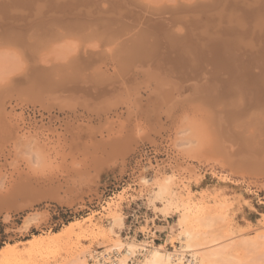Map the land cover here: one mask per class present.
Segmentation results:
<instances>
[{
	"label": "rangeland",
	"instance_id": "374dc122",
	"mask_svg": "<svg viewBox=\"0 0 264 264\" xmlns=\"http://www.w3.org/2000/svg\"><path fill=\"white\" fill-rule=\"evenodd\" d=\"M109 1V3H111L112 5L109 4L107 0H87L86 2L85 0H77L75 2L73 0H0V53H5L8 57H10L9 55H11L12 57H16V59L19 58L21 61L17 60V63L15 62L14 64L18 65V63L21 62L23 63L21 67H25L19 70L18 68L20 67L18 66L20 65H15V68L18 69L17 71H15V68L13 67L14 64L11 65L14 60L9 58L11 60H9L10 62H8L6 60L7 58L5 57V61H2V64L0 61L2 67L6 69L9 68V70H5L6 73L11 69H14L13 73H5L6 75L3 73V69L2 73L4 74V76H6L4 77L5 80L4 78H0V199L6 197L5 201H8L11 198V204L6 202V205L3 204L4 206H0V249L5 247L7 244H18L21 247H26L28 245V241L33 239L35 236H47L50 233L59 231L63 232L69 223L75 222L77 220H83L87 217L92 216H94L93 225L98 228L108 230L112 225L113 219L111 218V216H113L114 212H116L124 218L125 226L122 230L119 231V237L112 238V244L110 243L107 246H104L105 244H103V241L95 242L91 240H83L79 242V244H77L78 249L81 251L83 250L84 257H86L85 260L89 264L91 263L88 261V255L93 252H100L102 250L108 251L109 249L117 247L118 245L119 246L117 248L121 246L119 249L129 246L135 247V245L137 244L136 237L138 232L150 231V219L155 217L168 219L170 222L167 238L170 237L171 241L175 242L167 244L166 249L169 251H174L176 249L182 250V245L183 243H185V241H181L178 237L179 230L176 227V223L179 220V215L175 212L176 209L173 206H169L168 203L164 205L157 204L159 207H162L163 210H158L154 205V200L158 191L155 186V182L158 180H163L169 176L171 178L173 177L172 179H175V183L178 182V184H180L181 188L184 190V192H182V195L184 194V196L188 194V191L186 190L188 189L189 191H191L194 199L204 198V200H207H205L204 202H208V204L212 205H218L217 203H219V200L221 204H226L227 220L225 221L226 223H224L223 230H226V228H228L229 231L231 230V237H234V240H230V238L228 240H219V244L222 242V244L224 245L230 244L231 246H235L236 248L239 242H249L252 240L254 241L255 239L256 242L252 244L253 246H248V248L251 247L249 250H247V248L246 250L243 249L242 246H240L243 244L239 243L240 245L235 249L236 251L234 250L236 253L234 251V253L232 252V254L231 252H229L231 254L230 255L227 252L225 255L226 258L215 264H264V133H262L263 137H261L263 138V145H261L260 143H256L259 139L261 140V138L258 137V140L255 143H251L252 140L250 142H245L246 133H249L248 136L250 135L249 137L247 136L246 139H250V137L252 138L254 133H256L252 129L254 127L258 129L260 128L257 124H254V119L259 124V126L264 125L262 120L264 118V94H262L264 93V87H262V89L260 88L264 85V83L263 85H261L260 83L261 80L262 82L264 81V79H262L264 78V64L261 63L263 66L259 64L260 61H263L264 63V60H261L264 59V57L262 56L264 53H262L260 57L257 55H254V57H252L253 55L249 54V56L248 53L242 54V52H240L241 55L244 56L242 57L237 51L240 50V47L238 45H241V42L236 45L238 46L237 49L234 44V42L238 40V34H230L228 35L229 37H220V39L215 38L216 40L212 39L209 43L212 44L214 41L213 44L219 45L222 41L223 43H221L219 46H221L222 53L224 55L228 54L227 57H236L237 55H235V53L237 54L238 52L239 54L237 58H235V63L230 65V71H226V69L229 67L225 66L218 65L219 68H217V65L215 66V64L213 63L210 64V58L203 59L205 57V54L208 57L207 51V53L203 52L202 55H199L200 48H198L197 46V48H195V45L200 43L199 41L204 40L202 38L205 37L202 36L203 33H206L205 30L207 25L203 26L202 24V28H199V26L197 25L198 21L197 23L193 22L192 25L196 23L194 27L197 26L199 28V33L201 31L202 35L197 34L198 28H194L195 35H191L194 34L192 33V27V29L188 27L192 32L188 30L186 32L187 24H189L188 22H183L187 23L184 27L183 23L179 22V25H177L176 21H174L177 17L169 22L168 20L172 19L170 18V16L172 15L168 13L170 12L168 7L172 5L171 0H169L170 2L168 3H166L165 0ZM172 1L174 2V0ZM220 1L222 2V0H219L218 2ZM113 3H116L119 6L115 4V6L112 8ZM107 4L109 10H112L111 12L108 10ZM140 4H142L143 6L148 4L146 5L147 8L149 7V4L153 6H159L160 8L158 10V13L163 14L162 10H160L163 9L164 13L170 15H168L169 19L168 17H165L169 24L166 23L167 21L165 22L163 20H158L161 16L165 15L158 16L157 9L155 7H153V9L155 8V10L153 11L156 12L155 15L157 14L158 19L156 18V16L155 18H153L154 15L152 14L151 15L153 17H151V15L149 16V14L153 12L152 7H149L150 9L148 8V13L146 6L144 8L141 7L142 5ZM105 7L107 8V13L106 11H104L106 9ZM93 9L94 11H92ZM88 10H91V12H87ZM215 10L217 11L218 7L209 9L206 12H216ZM131 12L133 13L131 14ZM119 13L121 14L122 18H120ZM102 14L104 15V17L102 16ZM213 14H210V16L213 17ZM108 15L110 17H108ZM206 15L207 14H203L201 16V19H203L202 22H205L207 18L210 20L214 19V17L210 18ZM145 16L151 19L146 18V20L145 18H143ZM174 16L175 15H173L172 17ZM185 16L179 17L180 20ZM149 20L154 21L153 23L157 22L158 24L156 25L159 26V29H156L158 27L155 25V28V26L151 24L152 21ZM159 21H161L163 24H159ZM173 21L175 25H173ZM140 23H143L147 30L151 29L150 34L148 33L150 31H147L149 36L148 38L155 36L154 38L152 37V39H156V37L158 38L160 36L158 38L160 41L158 42H160V45L164 47L162 48L160 45H158L157 48L156 43L158 42H153V46L151 45L152 42L148 43V47H144V42L146 40L143 42L144 39H140L139 34L138 39L140 40L135 43L137 44V48L140 45L139 48H141V50L139 51H142L141 53L144 56L139 55V51H136L137 48H135L136 50H133L136 53L138 52V55L140 56V58H142L143 63H141L142 61H140V59L138 60L140 62L137 63L138 61H136V59L139 56L134 57L136 56L135 53L133 54V52H130L129 54L131 55L132 53V55L129 56L128 51L126 50V53V51L124 50L126 46H132L131 41H134L136 35L138 34H136L135 31H130L131 33L129 32L130 35H133L134 33L136 34L135 36L133 35V40V38H130V35H126L127 32L125 33V31L127 30H125L124 28H126L127 26L129 28L131 26L132 28H134L136 26L135 28H139L142 31L144 25L142 24V26ZM145 27L144 29H146ZM63 29H73V31H71L72 34L70 33V31L64 33L65 31ZM115 30H118V32H115ZM171 30H173L175 33L181 32L178 33L180 34V37H178V39L180 40L173 36V34L175 33H173V31L171 33ZM62 31L63 34L61 35ZM136 31L139 32L140 30ZM91 32L92 36L93 34H96L95 36L99 37V40H101V42H98L99 40L98 38H96L98 40L97 41L95 39V36L92 37L91 35H89ZM169 33L172 35H170ZM187 33L191 34L187 35ZM59 34L61 37L58 36ZM67 34H70L69 37H67ZM104 34H106V36H104ZM107 34H114V37L116 34L120 35L121 37L123 36L125 39L129 40V43H127L126 40L122 37L125 40L124 42L126 43L122 48V45L120 46V44H123V42L119 44V38L118 40H114V38L111 39L112 35L109 36ZM164 34L167 35V38ZM196 34L201 35L200 37L197 36L198 38H200L199 41L196 38L198 43H196V40L190 42L191 38L196 36ZM55 36H58V39H66L63 41H60V39L59 41L54 42L51 39L53 37L55 40ZM85 36L87 38H90L91 36L93 40L91 38L86 39ZM107 36H109L108 38L111 39H109V44L108 41L104 39L107 38ZM234 36L237 37L235 38ZM117 37L119 36H116V38ZM170 38L174 40V45L171 44L173 48L169 47L170 42H172ZM229 38H231V41L234 38L232 41L233 43H230ZM81 39L84 42L80 41ZM152 39H150V41ZM205 39L208 40V38ZM177 40L182 42H179L181 46H179ZM225 40L227 41V44ZM78 41L83 42L84 44ZM205 41L202 44L203 46L205 44ZM62 42L64 44L67 42L68 44L67 46L66 44H63L64 48H68L69 45L72 47H78L80 46V44H82L80 47H83L84 45V47H87L85 48L87 49V51H94L96 53L99 52V48L101 45L102 47H104L100 48L102 52L100 51L96 56L92 55L90 57L89 55H84L82 62L79 63H82L84 66L81 64L82 67L80 68L79 66V69L77 68L78 70H80L79 72L77 71V73L80 77H84L82 75L85 74L86 78L88 77L87 73H89L91 75H89V79L80 78L77 74L74 73V71L72 70V68L74 67L72 66V61L70 63L72 64L70 66L72 67L71 69H67V67L65 66L67 63H69L68 59V61L64 63L65 65L63 64V62H61V60L63 59H61L60 56V62H56L54 55L55 53L52 52L55 50L57 52V50L59 49L60 52L61 50H64L59 46ZM187 42H190V44L193 43L195 45H190ZM100 43L102 44L99 46ZM135 43L133 47L130 48L136 47ZM107 44L108 46L111 45L114 48L118 47L120 50L119 52L125 53L124 58L127 57L129 59L127 60L130 61L131 69L127 67L128 69L132 70L130 73V70L125 73V70L128 69H125V66L123 65V70V66H120L121 64H118V61L114 64V61L116 60H114L113 56H116V54H118L119 52H117L116 50L113 51V47L108 51ZM57 46H59L60 48ZM159 46L161 52L159 51ZM191 46L192 48H190ZM198 46L201 47V43L200 45L198 44ZM155 48L158 49L157 53L155 51L157 49ZM203 48H201L202 51ZM206 48L207 47H205V50H207ZM226 48H229L230 50H227ZM194 49L196 51H194ZM197 49L199 50L197 51ZM8 50L11 52L8 53ZM12 50L16 51L15 54L18 53L16 54L17 56L13 54L14 51ZM103 50H105L106 52H103ZM149 50L152 53L153 50L155 51L154 55L156 53V56H154V59H152L153 56H151V58L149 57L151 55V52ZM191 50H193L191 53L194 52L196 56H199V59L197 58L196 60L195 56H190L192 55L190 53ZM66 51L72 54V52L69 51V48L66 49ZM229 51H232V54L229 55ZM30 52L32 56L29 55ZM262 52H264V49ZM121 53L119 54L121 55ZM147 53H149L150 55ZM22 54L23 56H21ZM51 54H53L54 56H52ZM106 55H111V59H108L109 57ZM72 56L74 57L73 54ZM141 56H143L145 59ZM1 57L3 58L2 55ZM85 57H87V59ZM257 57L258 59H260L261 57L263 58L258 61ZM36 58L37 60H35ZM115 58L123 60V58L121 59L117 56ZM132 58H134L135 61H133L134 59L132 60ZM253 58H255V61L253 60ZM45 59L49 60H47L48 63ZM28 60L29 63L31 62L30 64L28 63L30 66L26 63ZM159 60H161V63L159 62ZM250 60L252 62H250L249 64L248 61ZM35 61H37V63ZM86 61L89 63H87ZM192 61H194V64H192ZM5 62L7 64H11L5 65ZM135 62L137 65L135 64ZM32 63L33 65H31ZM58 63L59 65H61L62 63L63 66L61 65V68H58ZM123 64L128 66L127 63ZM50 66L53 68H50ZM152 66L154 68L156 67V69L154 70ZM84 67L87 69H82ZM195 67L197 70L195 69ZM54 68H57L58 71H56ZM242 68L244 71L242 70ZM61 69L66 70L70 73L72 70L77 78L73 76L72 73L70 74V76H66L64 71L63 75L61 73ZM94 69H97L96 71L98 73H107L103 76H107L115 82H110L109 78V81H106V78L104 77L105 84L107 85H102L104 84L102 83L104 80L101 76L98 75V73L94 74ZM144 70H147V72ZM150 71L152 73L150 74V76L152 78L156 77V79H152L153 81H151V77H148V72ZM204 72L206 74H203ZM50 73L52 75H50ZM92 73L95 76L98 75V77H101L100 79L102 81L99 79L101 81V84L98 83V78L96 82L103 87L93 85L94 79L96 78H94L95 76L92 77ZM117 73H121L122 77L120 75V77L118 78L124 79V81L120 79L119 80L121 82L117 81ZM128 73L129 75H127ZM195 73H199L198 76L201 78L206 75L208 78H210L207 79L210 80L208 82H211L209 84L211 85L210 87L212 89V92L217 90V92L215 91V94H218V100L220 101L222 98L220 103L216 104L215 99L217 98V94L215 95L212 92L209 96H204L205 98H208L205 99V101L201 99L203 95H201L202 97L200 96V98L198 96L194 97L196 95L192 94L191 91L193 90V87L196 83L193 84L192 79L195 80L196 78L198 80L197 76L194 78ZM46 74L48 76H46ZM125 74L126 77H124ZM186 74H189L190 76L192 75L193 78H190L189 75L187 76V78ZM57 75L59 77H57ZM212 75L213 77H211ZM71 76L74 77L73 80ZM91 77L94 79H91ZM82 79L85 81H83ZM184 79H186L187 82ZM187 79H189V82L191 81L190 83L193 85L188 84ZM154 80L156 83H154ZM200 80L203 81L199 78L198 82H200ZM253 80H256V82H254ZM181 81L182 83L186 82L188 85L184 83L182 84ZM244 81L246 84L242 83ZM147 82V86L150 88H147ZM195 82L197 81L195 80ZM203 82L206 83L207 81ZM208 82L207 84H204L207 86ZM251 82L253 83L251 84ZM2 83H4V85H2ZM258 83H260L259 87L257 86ZM164 84H169V86L171 85L172 88L171 86H167L166 89L169 87L170 89H172V92L176 89V93H174L175 98H177L178 96V100L180 99V102L177 103V100L173 98V93H171V95L170 93L168 94V92L166 93V95L168 94L170 97L176 100V102L173 101V104L176 103L174 105L175 108L171 107L173 105L172 103L170 106H168L167 104L169 108L171 107L176 109L177 107L176 110H172L170 108L172 111H174L173 114H171L172 111L167 109L169 112L168 116L171 115V117H168L166 115L168 112L164 113L165 111H167V107L164 108L166 102H164L165 104H163L162 100L164 101L165 98L161 99V95H164L162 93L166 92L164 91V89H162V87H165ZM174 84L176 86H174ZM200 84L202 83L200 82ZM204 84H202L201 86L198 84L199 86L196 85L195 88L202 89L205 86ZM158 85H160L159 87H161V94L157 93V95L155 94L153 97L152 93L158 88ZM184 85L188 87L189 92L187 90H184ZM189 85L191 86L190 88ZM154 86H157V88H154ZM210 87L208 86L207 88L210 89ZM234 87L236 89L238 88V92ZM169 88L168 90H170ZM203 89L205 90V88ZM136 91L139 93H136ZM184 91L186 94L183 93ZM241 92L247 97L242 96L243 98H241V96H239V94H242ZM134 93L137 97L134 95ZM130 94L132 95V97ZM137 94H140V96L138 97ZM188 94H190V96ZM260 94L261 96H259ZM185 97H192V100L190 101L189 99H182ZM193 97L196 98V101H194ZM135 98H139L136 103H134L136 101ZM128 99L129 101L128 103H126ZM181 99L184 101V103ZM166 101L170 104L169 101H172V99ZM224 102L227 105H230V108L226 104L224 105ZM133 103L135 104V106H133ZM138 103L140 107L136 106V104ZM262 103L263 105H261ZM111 104L114 109H112V107H109L111 106ZM219 104H221V106H218L217 108V105ZM68 105H70L71 107ZM156 105L158 106V108ZM161 106L163 108H161ZM223 106H226L227 110L226 107L223 108ZM240 106H242V108ZM98 107L101 108L99 110L102 112L97 110ZM149 107L150 109L156 107V117L153 114L155 109L151 110L153 116H149L151 113H148ZM221 107L223 108V112L224 109L225 111H227V114L230 110L235 111H232L233 114L231 112L228 115L226 114L227 116H231L228 117L230 119L226 118L227 116L225 115V112L223 113L220 111L222 109ZM238 107L239 110L237 109ZM108 108L112 109H110L111 112ZM138 108L142 110H138ZM160 108L162 109V111ZM158 110L160 111V115L158 114ZM214 110L215 113L213 114ZM128 111L131 116L128 114ZM260 111L263 112L262 115L260 114ZM257 112H260L259 115H257ZM218 114L221 115L220 119ZM253 114L257 119L252 117L254 116ZM157 116H159V118ZM215 117L216 120L223 119L222 121H225V123L229 124L228 126L231 127L227 128L226 126H223L224 123L220 121L222 123L220 124L223 127L219 128V126L221 125H219V123L217 122H214L216 121L214 120ZM258 119L259 121L261 120V123L257 121ZM194 121L198 124L197 127L199 129L201 128L202 132L198 128V134L196 133V131H190V129L195 128V126L192 127L193 125H191ZM158 122L160 124L159 126ZM187 123L192 128L187 126ZM196 123L194 125H196ZM239 126H242L241 128L243 129H241ZM224 127H226V129H224ZM222 128L225 131L221 132V130H219ZM263 128L261 127V129ZM228 129H230V134L228 132L226 133ZM245 129H247L248 132ZM263 131L264 129L261 132ZM234 132L235 136H233ZM239 132L242 133V135H245L243 137L245 143H242L240 145L238 144V141L237 143H235L236 141L234 142V140H231L235 137V139L239 138L240 141L242 137H240V135H236V133L240 134ZM126 135L130 137H127ZM254 136L252 139H254L257 134L255 137ZM229 138L231 139L229 140ZM123 140L126 141L124 142ZM128 142H130L132 145L130 146ZM123 143L129 144V148H127L128 150L123 148L125 146ZM222 143L225 147H228V149L231 151V155L220 148L223 147L221 146ZM257 144L259 146H257ZM218 145H220V147H218L219 149L216 148ZM146 146L156 148L158 154L160 155L156 160V168L152 165H150L149 169L143 167L134 168L132 162L134 154L139 148ZM199 146L201 147L198 149L197 147ZM201 149H205L204 153ZM197 150H200L201 153ZM218 153L229 156L221 157V155H219ZM230 156L232 159L230 158ZM228 158H230V160H227ZM228 162L233 165H230ZM251 167L253 168L251 169ZM53 190L57 191L54 192ZM204 193L208 195V198H205L207 196H204ZM8 196L9 199H7ZM215 197L218 198V202H214ZM109 202H115V207H113L112 211L110 209H107V205ZM136 204L139 205L141 211L144 212L145 221L139 223V228L136 230L134 237L125 238L126 231L128 230L129 226V220H127L129 209L131 205ZM24 221H26V223ZM203 223L201 224V227L204 226L206 222ZM201 227L198 228V230L200 231V233H203L202 235L204 236V239L205 237H207V233L209 236L213 232V230L208 226H204L202 228ZM233 241H235L237 245L235 242L234 245ZM253 241L251 243H253ZM215 243L217 244L218 241ZM215 243H213V245ZM188 254L192 253L189 252ZM147 256L145 260L147 259ZM1 258L0 264H4L1 263V261L4 260L3 258ZM47 259L49 260L50 264H66L69 261V259L65 254H63L59 247L48 254ZM145 260L142 263H145ZM24 261L25 260H23L22 263H24ZM24 264L27 263L25 262Z\"/></svg>",
	"mask_w": 264,
	"mask_h": 264
},
{
	"label": "bare ground",
	"instance_id": "6f19581e",
	"mask_svg": "<svg viewBox=\"0 0 264 264\" xmlns=\"http://www.w3.org/2000/svg\"><path fill=\"white\" fill-rule=\"evenodd\" d=\"M74 2L75 1H77V0H73ZM87 0H85V2H86ZM92 1V0H91ZM108 1V3L110 2L109 0H107ZM139 1H142V0H139ZM164 1V0H163ZM219 0H174V2L171 0V6H169L168 8H169V10H170V12H168V13H170V15H175L174 17H172V16H170L169 14V16H170V18H172V19H169V17H168V15L166 14V13H164L163 11V9H160V10H162V13L163 14H161V13H158V10H159V6H153V5H151V4H149V7H152V11L153 10H155V8L157 9V13H158V16L159 15H165V16H161L159 19L157 18L158 16H157V14L155 15V13L156 12H154V14H153V12H151L150 14H149V16L152 14V15H154V17L151 15V17H153V18H155V16H156V18L158 19V20H163V21H167V19L165 18V17H168V21L169 22H171L172 20H174L176 17V19L174 20V21H176V23H177V25H179L178 23L180 22V23H183V22H188L189 24H187V23H183L182 25H183V27L184 26H186V24H187V29H186V32H187V30L188 31H191V30H189V28H193V32L192 33H194V34H191V33H187V35H189V34H191V35H195V29L196 28H198L197 26L196 27H194V25H196V23H197V21H198V23H197V25L199 26V28H202L201 27V25L203 24V26H206V30H205V32L206 33H203V36L202 37H205V38H208V40H206L205 38H202V39H204V40H201V41H199L200 40V38H198V37H200L202 34V32L200 31V33H199V28L197 29V34H201V35H197L196 34V36H194L193 38H195V39H193V38H191V36H190V38H191V40H190V42L192 41L193 42V40H196V38H197V40L201 43V47H199L198 46V44L200 45V43H198L197 42V40H196V43H198L197 45H195V44H193V46L195 45V48H200V53H199V55H202L203 54V52L205 53L206 51L208 52V57H207V55L205 54V57L203 58V59H205V58H210L211 60V62H210V64L211 63H213V64H215V66L217 65H220V66H225V67H229V68H227L226 69V71L227 70H229L230 71V65H232L233 63H235V58H237V56L240 54L241 55V53L240 52H242V54H246V53H248V55L250 54V55H253L252 57H254V55L256 56H259L260 57V55H262V53H264V52H262L263 51V49H264V2H263V0H235V1H233V0H222V2L220 3V2H218ZM33 2V1H32ZM165 2L166 3H168V2H170L169 0L167 1V0H165ZM175 3V4H174ZM55 4V3H54ZM59 4V3H58ZM78 4V3H77ZM87 4H88V2H87ZM96 4V3H95ZM98 4V3H97ZM109 4H111V3H109ZM115 4L116 3H113V6H112V8L115 6ZM112 5V4H111ZM116 5H118V4H116ZM140 5H142V4H140ZM146 5H148V4H146ZM145 5V6H146ZM69 6V5H68ZM67 6V7H68ZM96 6V5H95ZM119 6V5H118ZM145 6H141V7H144L145 8ZM59 7V6H58ZM107 7H108V4H107ZM127 7V6H126ZM148 7V8H149ZM153 7H155L154 9H153ZM158 7V8H157ZM218 7V10L216 11V12H211V13H207L206 11L207 10H209V9H214V8H217ZM75 8V7H74ZM106 8V7H105ZM148 8H147V6H146V9H147V11H148V13H149V10H148ZM133 9V8H132ZM150 9V8H149ZM69 10V9H68ZM79 10V9H78ZM108 10H109V7H108ZM126 10V9H125ZM135 10V9H134ZM92 11H94V9L92 10ZM97 11H98V9H97ZM104 11H106V13H107V8L104 10ZM110 11V10H109ZM108 11V12H109ZM112 11V10H111ZM110 11V12H111ZM122 11V10H121ZM130 11H132V10H130ZM142 11V10H141ZM145 11V10H144ZM151 11V10H150ZM212 11H214V10H212ZM72 12V11H71ZM83 12V11H82ZM87 12H91V10L89 11H87ZM118 12V11H117ZM124 12H127V11H124ZM160 12V11H159ZM206 12V13H205ZM218 12V13H217ZM98 13H99V11H98ZM133 12H131V14H132ZM213 13H216V14H213ZM101 14V13H100ZM128 14H130V13H128ZM142 14V13H141ZM144 14H146V13H144ZM203 14H207L206 16H208V17H212V16H210V14H213V17H214V19H212V20H210V19H208L207 18V20L205 21V22H202L203 21V19H201L202 17V15ZM138 15H140V14H138ZM143 15V14H142ZM146 15H148V14H146ZM167 15V16H166ZM185 16L184 18H181V20H180V18L179 17H181V16ZM70 16V15H69ZM102 16L104 17V15L102 14ZM112 16V15H111ZM119 16H120V18H122V16H121V14L119 13ZM118 16V17H119ZM128 16V15H127ZM108 17H110L109 15H108ZM116 17V16H115ZM163 17V18H162ZM187 17V18H186ZM212 17V18H213ZM215 17H217V18H215ZM143 18H147V16H145V17H143ZM149 18V17H148ZM147 18V19H148ZM152 18V19H153ZM206 18V17H205ZM146 19V20H147ZM149 19H151V18H149ZM178 19H179V21H178ZM186 19V20H185ZM130 20V19H129ZM136 20V19H135ZM154 20V19H153ZM156 20V19H155ZM157 20V21H158ZM183 20V21H182ZM185 20V21H184ZM134 21V20H133ZM149 21H152V20H149ZM168 21L166 22V23H168ZM174 21L172 22L173 23V25H175L174 24ZM130 22V21H129ZM154 21H152L151 22V24L152 25H156V24H158L157 22L156 23H153ZM193 22H196V23H194V25H192V23ZM200 22H202V23H200ZM208 22V23H207ZM160 23H162L161 21H159V24ZM171 23V24H172ZM205 23V24H204ZM141 25L143 24V23H140ZM163 24V23H162ZM169 24V23H168ZM167 24V25H168ZM200 24V25H199ZM141 25H140V27H141ZM144 25V24H143ZM142 25V26H143ZM192 25V26H191ZM116 26V25H115ZM156 26L158 27V28H156ZM155 26V28L156 29H159V26L158 25H156ZM120 27H121V25H120ZM136 27V26H135ZM132 28V26L129 28L128 26L126 27V28H124L125 30H127V31H125V30H123V31H125V33H126V35H130L129 34V32L130 31H132V32H134L135 31V33L137 34H133L134 36L136 35V37H135V40H134V36L133 35H130V38H133V40L134 41H131V44H132V46L130 45V47H133V45H134V43L135 42H138L141 38H142V40H143V42L146 40L147 41V39H148V41L146 42H144L145 44H144V47H148V43H151L152 42V46H153V42H158V41H160L158 38L160 37H156V39H152V37H150V38H148L149 36H148V33L150 34L151 33V29H148L150 32H148L147 33V28L145 27V25H144V27L146 28V29H144V27H143V29H142V31H141V29H137V28ZM189 27V28H188ZM191 28V29H192ZM195 28V29H194ZM134 29V30H133ZM140 30L139 32H137L136 30ZM167 29V28H166ZM203 29H205V28H203ZM64 30V29H63ZM170 30V29H169ZM202 30V29H201ZM65 32L64 33H66L67 31L69 32L70 31V33H71V31H73V29L71 30V29H67V30H64ZM75 31V30H74ZM81 31V30H80ZM85 31V30H84ZM83 31V32H84ZM158 31V30H157ZM172 31L173 30H171V33H172ZM82 32V31H81ZM93 32V31H92ZM92 32L89 34V35H91L92 36ZM115 32H118V30H115ZM144 34H143V33ZM153 32V31H152ZM170 32V31H169ZM114 33V32H113ZM123 33V32H122ZM121 33V34H122ZM131 33V32H130ZM147 33V34H146ZM163 33V32H162ZM167 33V32H166ZM165 33V34H166ZM173 33H175L174 31H173ZM178 33H181V32H177V33H175V34H173V36L174 37H176L177 39H178V37H180V34H178ZM63 34V31H62V33H61V35ZM72 34V33H71ZM99 34H100V32H99ZM115 34V33H114ZM114 34L111 36V35H109V34H107V35H109V36H111V39L112 38H114V40H118V38L121 40H118V43L120 44L121 42H123V44L121 43L120 44V46L123 48L124 46H125V40H126V42L127 43H129V40H127V39H125L123 36V38L125 39H123L120 35H115V37H114ZM120 34V33H119ZM124 34V33H123ZM140 34V39H138V35ZM164 34V35H165ZM170 34V33H169ZM176 34H177V36H176ZM205 34H207V35H205ZM230 34H232V35H236V34H238L236 37L238 38V43H237V41H235L234 42V44H235V46L236 45H238L240 42V44L241 45H238L239 47H240V50H237L238 52H239V54H238V52H237V54L235 53V55H237L236 57L234 56V57H231V56H228L227 57V55H226V57H225V55L222 53V48H221V46H219L221 43H223L221 40V43L219 44V45H217V44H213L214 43V41H213V43L212 44H210L209 42L212 40V39H214V40H216L215 38H217V39H220V37H226V36H228V35H230ZM69 35L70 34H67V37H69ZM88 35V36H89ZM96 34H93V36L92 37H94ZM102 35H103V33H102ZM170 35H172V34H170ZM231 35V36H232ZM58 36H60V34L58 35ZM58 36H55V40H54V38L52 37V39L51 40H53L54 42H56V41H59L61 38V36L59 37L60 39H58ZM91 36H90V38H91ZM101 36V35H100ZM104 36H106V34H104ZM103 36V37H104ZM109 36H107V38H104V39H106L107 41H108V44H109V39L110 38H108ZM116 36H119V37H117L116 38ZM132 36V37H131ZM142 36V37H141ZM166 36V38H167V35H165ZM164 36V37H165ZM198 36V37H197ZM86 37V36H85ZM147 37V38H146ZM155 37V36H154ZM153 37V38H154ZM219 37V38H218ZM229 37V36H228ZM235 37V36H234ZM235 37V38H236ZM79 38H81V37H79ZM79 38H75V39H79ZM89 38V37H88ZM87 37H86V39H88ZM89 38V39H90ZM96 38H98V40L100 39L99 37H97V36H95V39ZM128 38V37H127ZM66 39V38H65ZM65 39H61L60 41H63V40H65ZM82 39H83V37H82ZM80 40V41H83V40ZM92 39V38H91ZM110 39V40H111ZM150 39H152L151 41H150ZM162 39V38H161ZM230 39V43L233 41V39H232V41H231V38H229ZM228 39V40H229ZM249 39V40H248ZM93 40V39H92ZM97 40V39H96ZM97 40V41H98ZM114 40H112V41H114ZM142 40H141V43H142ZM170 40H172V42H170V46L169 47H171V48H173L172 47V45L171 44H173L174 45V40L173 39H171L170 38ZM178 40H180V39H178ZM177 40V41H178ZM207 41V44H206V41ZM222 40H224V39H222ZM239 40H241V41H239ZM248 40V41H247ZM80 41H78V42H80ZM96 41V42H97ZM120 41V42H119ZM187 41H189V40H187ZM204 41H205V44H204V46L202 45L203 43H204ZM226 41V40H225ZM70 42V41H69ZM84 42V41H83ZM83 42H80V43H83ZM98 42H101V40H99ZM132 42H134V43H132ZM179 42L180 41H178V44H179ZM190 42H187V43H189L190 44ZM219 42V41H218ZM79 43V44H80ZM115 43V42H114ZM116 43H117V41H116ZM180 43H182V42H180ZM186 43V44H187ZM216 43V42H215ZM225 43V42H224ZM233 43V42H232ZM64 43L62 42L59 46L61 47V48H63L64 50H61V52L59 51V50H57V52H56V50L55 51H51L52 53H55L54 55H55V60H56V62H60L59 61V59H60V57H61V59H63V60H61V62H63V64L64 63H66L68 60H69V63H67L65 66L67 67V69L68 68H72V67H70L72 64V66H74L73 68H72V70L74 71V73L75 74H77L78 76H79V74L77 73V71L79 72L80 70H78L79 68V66H80V68L82 67V65L81 64H79L80 62H82V59H83V57H84V55H89L90 57L92 56V55H94V56H96V55H98L99 54V52L101 51V49L100 48H104V47H102V43H100L99 44V46H100V48H99V52L98 53H96V52H94V51H87V49H85V48H87L86 46L84 47V45H83V47H80L82 44H80V46H78V47H72V46H70L69 45V51H71L72 52V54L74 55V57L72 56V54L71 53H69V52H67L66 51V49H68L67 47H65L64 48V45L66 44V46L68 45L67 44V42L63 45ZM74 44V43H73ZM84 44V43H83ZM108 44H107V49H108V51H109V49L110 48H112L113 46H111V45H109L108 46ZM157 44V48H158V45H160L161 43L160 42H158V43H156ZM163 44V43H162ZM192 44H190V45H192ZM226 44H227V41H226ZM228 44H229V41H228ZM77 45V44H76ZM85 45H86V43H85ZM104 45V44H103ZM137 44L135 43V46H136ZM147 45V46H146ZM165 45V44H164ZM185 45V44H184ZM183 45V46H184ZM206 45V46H205ZM59 46H57V47H59ZM63 46V47H62ZM150 46V45H149ZM161 46V45H160ZM160 46H159V51H160ZM179 46H181L180 44H179ZM187 46V45H186ZM197 46V47H196ZM204 48H203V47ZM225 46V45H224ZM233 46V45H232ZM234 46V47H235ZM238 46H236V49H237V47ZM59 47V48H60ZM129 47V46H128ZM127 46L124 48V50L126 51H128V55L129 56H131L132 55V53H131V55L129 54L130 52H133V54L135 53V55L136 56H134V57H138L139 55H143L139 50H141V48H139L140 47V45L138 46V48H137V46L136 47H134V48H128ZM162 48H164L163 46H161ZM166 47V46H165ZM175 47V46H174ZM205 47H207L206 49L207 50H205ZM223 47V46H222ZM227 47H229V46H227ZM71 48H74V49H71ZM116 48V47H115ZM114 47H113V51H117V52H119L120 50H119V48L117 47L116 49H115ZM135 48H137V50L135 49ZM157 48H155V49H157ZM168 48V47H167ZM181 48V47H180ZM190 48H192V46L190 47ZM194 48V47H193ZM201 48H203V51H202V49ZM224 48V47H223ZM118 49V50H117ZM136 50V51H139V55H138V52L136 53L134 50ZM152 49H153V47H152ZM227 49V48H226ZM225 49V50H226ZM229 49V48H228ZM227 49V50H228ZM232 49V48H231ZM130 50V51H129ZM133 50V51H132ZM168 50V49H167ZM199 49H197V51H198ZM226 50V51H227ZM230 50V49H229ZM12 51H14V50H12ZM65 51H66V53H65ZM97 51V50H96ZM111 51V50H110ZM127 51H126V53H127ZM147 51V50H146ZM150 51V50H149ZM148 51V52H149ZM156 51V53L158 52V49L157 50H155ZM154 50H153V53L151 52V55L149 54V53H147V54H149L150 56V58H151V56H153V58L152 59H154V56H156V53H155V55H154V52H155ZM193 50H191L190 51V53L192 52ZM194 51H196L195 49H194ZM201 51H202V53H201ZM224 51V50H223ZM11 51H9L8 50V53H10ZM15 52L16 51H14V53L13 54H15ZM102 52V51H101ZM103 52H106L105 50H103ZM161 52V51H160ZM206 52V53H207ZM232 51H229L228 53H229V55L230 54H232L231 53ZM119 53H121V52H119ZM116 54V56L117 57H119V58H123V60H120V59H117V58H115L116 56L114 55L113 57H114V60H116V61H114V64H115V62L117 63V61H118V64L120 63L121 65L120 66H125V69L127 68V67H129L130 69H131V66H130V61H128L129 59L127 58V57H125L126 58V60H125V58H124V54L125 53H121V55L120 54ZM227 53V52H226ZM12 54V53H11ZM16 54H18V53H16ZM15 54V55H16ZM34 54V53H33ZM57 54H60V55H57ZM61 54H64V55H61ZM70 54H71V56H70ZM107 54V53H106ZM153 54V55H152ZM184 54V53H183ZM192 55H190V56H195L196 58V60H197V58L199 59V56L197 57L196 55H195V53L193 52V53H191ZM194 54V55H193ZM210 54V55H209ZM234 54V53H233ZM1 55L3 56V58L1 57ZM19 55H20V53H19ZM29 55H31V52L29 53ZM52 56H54L53 54H51ZM120 55V56H119ZM123 55V56H122ZM158 55V54H157ZM177 55V54H176ZM249 55V56H250ZM10 57H8L5 53H0V61H1V64H2V61H5L4 60V58L6 57L7 59V61L8 62H10L9 60H14V62H12V64L11 65H13L17 60H19V61H21L19 58L18 59H16V57H12L11 55H9ZM17 56V55H16ZM21 56H23V54L21 55ZM32 56V55H31ZM30 56V57H31ZM60 56V57H59ZM65 56V57H64ZM67 56V57H66ZM106 56H108L109 58L108 59H111V55H106ZM111 56V57H110ZM126 56V55H125ZM144 56V55H143ZM143 56H141V57H143ZM242 56V55H241ZM248 56V57H249ZM263 57H264V54L262 55ZM62 57H64V58H62ZM105 57V56H104ZM192 57H191V59H192ZM240 57V56H239ZM238 57V58H239ZM242 57H244V56H242ZM263 57H261V58H263ZM9 58H11V59H9ZM66 58V59H65ZM71 58V59H70ZM86 59H87V57H85ZM144 58V57H143ZM260 58V59H261ZM1 59H3V60H1ZM28 59V58H27ZM32 59V58H31ZM68 59V60H67ZM106 59V58H105ZM128 59V60H127ZM134 58H132V60H133ZM140 59V61H142V58H140V56L136 59V61H138ZM145 59V58H144ZM244 59V58H243ZM257 59H258V57H257ZM260 59H258V61L260 60ZM30 60V59H29ZM29 60L26 62L27 64L29 63ZM35 60H37V58L35 59ZM46 60V62L48 63V59H45ZM48 60V61H47ZM66 60V61H65ZM238 60V59H237ZM247 60V59H246ZM253 60L255 61V58H253ZM261 60H264V59H261ZM6 61V62H7ZM33 61V60H32ZM44 61V60H43ZM71 61H72V64H70L71 63ZM88 61V60H87ZM86 61V62H87ZM108 61V60H107ZM122 63H121V62ZM126 61V62H125ZM133 61H135V59L133 60ZM140 61H138L137 63H139ZM146 61V60H145ZM156 61V60H155ZM161 60H159V62H160ZM191 61V60H190ZM202 61V60H201ZM204 61V60H203ZM239 61V60H238ZM257 61V60H256ZM257 61V62H258ZM5 62V65H10V64H7ZM24 62V61H23ZM36 63H37V61H35ZM111 62V61H110ZM157 62V61H156ZM158 62V63H159ZM194 61H192V64H194L193 63ZM249 62V64H250V62H252L251 60L250 61H248ZM17 63V62H16ZM31 63V62H30ZM29 63V64H30ZM41 63V62H40ZM74 63H76V64H74ZM87 63H89V62H87ZM102 63H104V62H102ZM108 63V62H107ZM123 63H127L128 64V66L127 65H125V64H123ZM141 63H143V61L141 62ZM161 63V62H160ZM198 63V62H197ZM264 64L263 63V61L261 62H259V64ZM0 64V65H1ZM22 64L23 63H21V62H19L18 63V65H20V66H18L17 64H14V68H15V65L16 66H18V67H20V68H18L19 70H21V69H23V68H25V67H21L22 66ZM28 64V65H29ZM63 64L61 63V65L63 66ZM79 64V65H78ZM99 64H101V63H99ZM98 64V65H99ZM135 64H136V62H135ZM177 64V63H176ZM183 64H185V63H183ZM190 64V63H189ZM202 64H203V62H202ZM244 64V63H243ZM247 64V63H246ZM253 64H255V63H253ZM257 64V63H256ZM261 64V65H262ZM31 65H33V63L31 64ZM37 65V64H36ZM45 65V64H44ZM58 65V68H61L60 66L61 65H59V63L57 64ZM88 65V64H87ZM117 65V64H116ZM137 65V64H136ZM162 65V64H161ZM173 65V64H172ZM175 65V64H174ZM241 65V64H240ZM245 65V64H244ZM30 66V65H29ZM40 66V65H39ZM84 66V65H83ZM102 66H104V65H102ZM101 66V67H102ZM115 66V65H114ZM124 66H123V70H124ZM144 66V65H143ZM163 66V65H162ZM161 66V67H162ZM167 66V65H166ZM171 66V65H170ZM169 66V67H170ZM192 66H194V65H192ZM198 66V65H197ZM196 66V67H197ZM212 66V65H211ZM214 66V65H213ZM214 66V67H215ZM236 66V65H235ZM263 66V65H262ZM12 67V68H13ZM32 67H34V66H32ZM89 67V66H88ZM101 67H100V69H101ZM196 67H195V69H196ZM224 67V68H225ZM38 68V67H37ZM36 68V69H37ZM49 68V67H48ZM50 68H53V67H51L50 66ZM49 68V69H50ZM78 68V69H77ZM139 68V67H138ZM152 68L155 70L156 69V67L154 68L153 66H152ZM151 68V69H152ZM209 68V67H208ZM217 68H219V66L217 67ZM252 68V67H251ZM250 68V69H251ZM0 69H1V74H0V76L4 73H6L5 72V70L7 71V70H9V68H4V67H2V65L0 66ZM4 69V70H3ZM11 69V68H10ZM17 68H15V71H17L18 70ZM55 69V68H54ZM82 69H87V68H82ZM89 69H91V68H89ZM105 69V68H104ZM116 69V68H115ZM128 69V68H127ZM130 69H128V70H125L126 72L125 73H127V71H129ZM147 69H148V67H147ZM222 69V68H221ZM220 69V70H221ZM237 69V68H236ZM2 70L4 71L3 73H2ZM33 70H35V69H33ZM56 71H58L57 70V68L55 69ZM62 70V74H63V71L65 72V74H66V76H70V74L72 73L73 74V76H75L76 78H77V76L72 72V70H71V73L70 72H68V71H66V70H63V69H61ZM97 69H94V74H97L98 72L96 71ZM117 70V69H116ZM183 70V69H182ZM197 70V69H196ZM219 70V69H218ZM224 70V69H223ZM242 70H243V68H242ZM13 71H14V69L12 70H10L9 72H12L13 73ZM39 71V70H38ZM50 71V70H49ZM48 71V72H49ZM86 71V70H85ZM95 71H96V73H95ZM99 71V70H98ZM102 71V70H101ZM108 71V70H107ZM118 71V70H117ZM132 70H130L129 71V73L131 72ZM135 71V70H134ZM137 71V70H136ZM144 71H146L147 72V70H144ZM200 71V70H199ZM244 71V70H243ZM253 71V70H252ZM255 71V70H254ZM9 72H7V73H9ZM33 72V71H32ZM51 72V71H50ZM87 72V71H86ZM85 72V73H86ZM90 72V71H89ZM93 72V71H92ZM103 72H105V71H103ZM168 72V71H167ZM179 72H181V71H179ZM257 72V71H256ZM6 73V74H7ZM11 73V74H12ZM67 73H69V74H67ZM81 73V72H80ZM82 73H84V72H82ZM115 73H116V71H115ZM114 73V74H115ZM129 73L127 74V75H129ZM139 73H140V71H139ZM182 73H184V72H182ZM192 73V72H191ZM191 73H189V74H191ZM258 73V72H257ZM4 74L0 77L1 79H3L4 77H6V76H4ZM5 74V75H6ZM10 74V73H9ZM37 74V73H36ZM35 74V75H36ZM43 74V73H42ZM59 74H60V72H59ZM58 74V75H59ZM88 74V79H89V77L91 76L89 73H87ZM86 74V75H87ZM93 73H92V77H94L95 75H94ZM107 74V73H106ZM106 74H102V73H98V75L99 76H101L102 78H103V82L102 83H104V84H102V85H107V84H105V78H106V81H109V79H110V82H115V81H112V79L111 78H109V77H107V76H103V75H106ZM118 74V73H117ZM136 74V73H135ZM148 74H149V76L148 77H151L150 76V74H152L151 73V71L150 72H148ZM188 74V75H189ZM193 74V73H192ZM197 74V75H196ZM198 74L199 73H195V75H194V78L197 76L198 77V80H199V78L200 79H202L203 81H210V80H208V79H210V78H208L207 77V75L206 76H203V78H201V77H199L198 76ZM202 74V73H201ZM203 74H206L205 72L203 73ZM217 74V73H216ZM250 74V73H249ZM261 74V73H260ZM28 75V74H27ZM44 75V74H43ZM50 75H52L51 73H50ZM55 75H56V73H55ZM57 75V77H59ZM64 75V74H63ZM80 75H82V74H80ZM90 75V76H89ZM98 75H96L94 78H96V79H94V78H92L91 77V79H94V82L96 83H94L93 82V85H95V86H100V84H101V77H98ZM120 75H121V73L120 74H118V76L116 75V77L118 78V77H120ZM133 75V74H132ZM137 75V74H136ZM187 74H186V77L188 76ZM227 75V74H226ZM30 76V75H29ZM33 76V75H32ZM46 76H48L47 74H46ZM82 76H84V77H80V78H85V79H87L86 77H85V74L84 75H82ZM111 76H113V75H111ZM147 76V75H146ZM190 76V75H189ZM221 76V75H220ZM246 76V75H245ZM49 77H51V76H49ZM72 77V76H71ZM71 77H68V78H71ZM105 77V78H104ZM121 77H122V75H121ZM124 77H126V74L124 75ZM172 77V76H171ZM183 77H184V74H183ZM210 77V76H209ZM211 77H213V75L211 76ZM217 77V76H216ZM228 77V76H227ZM237 77H239V76H237ZM10 78H12V77H10ZM62 78V77H61ZM97 78H98V80H97ZM109 78V79H108ZM113 78V77H112ZM164 78V77H163ZM188 78V77H187ZM190 78H193L192 77V75L190 76ZM208 78V79H207ZM235 78V77H234ZM245 78V77H244ZM247 78V77H246ZM7 79V78H6ZM14 79V78H13ZM64 79V78H63ZM74 79V77H72V80ZM82 79V80H83ZM101 81H100V80ZM123 80L124 81V79H121V78H118V80L117 81H120V80ZM137 79V78H136ZM144 79V78H143ZM152 79H156V77L154 78H152L151 77V81H153ZM161 79V78H160ZM173 79V78H172ZM183 79V78H182ZM181 79V80H182ZM205 79V80H204ZM223 79H224V77H223ZM256 79V78H255ZM262 79H264V78H262ZM4 80H5V78H4ZM3 80V81H4ZM9 80H11V79H9ZM15 80V79H14ZM96 80L98 81V83H100V84H97V82H96ZM159 80V79H158ZM165 80H167V79H165ZM185 81H186V79H184ZM188 80V84H190V85H193V84H195L194 85V87H193V90L191 91L192 92V94H194V95H196V96H194V97H199L200 98V96L201 95H203V97L201 98V99H203V101H205V99H208V98H205L204 96H209L210 95V93L212 92V89H211V85L209 84V83H211V82H208V85L206 86L205 84H207V82L205 83V82H203V81H201L200 80V82L202 83V84H204L203 86V88H205V90L203 89H199V88H195L196 87V85H202V84H200V82H198V80L195 78V80L198 82V84H197V82H195V80H193L192 79V83L193 84H191L190 82H189V79H187ZM212 80V79H211ZM246 80V79H245ZM258 80V79H257ZM19 81V80H18ZM83 81H85V80H83ZM89 81V80H88ZM93 81V80H92ZM100 81V82H99ZM136 81V80H135ZM145 81V80H144ZM147 81V80H146ZM157 81V80H156ZM220 81V80H219ZM226 81V80H225ZM254 81V80H253ZM1 82V81H0ZM121 82V81H120ZM158 82V81H157ZM163 82V81H162ZM167 82V81H166ZM187 82V81H186ZM184 83V84H187V83ZM214 82V81H213ZM212 82V83H213ZM217 82V81H216ZM229 82V81H228ZM254 82H256V80L254 81ZM258 82V81H257ZM5 83V82H4ZM4 83H2V85H4ZM7 83V82H6ZM18 83V82H17ZM90 83V82H89ZM153 83V82H152ZM151 83V84H152ZM154 83H156L155 82V80H154ZM153 83V84H154ZM177 83V82H176ZM181 83H182V81H181ZM182 83V84H183ZM243 84H246L245 83V81L244 82H242ZM253 82H251V84H252ZM261 85H263V83H264V81L262 82V80H261ZM260 83H258V87H259V85H260ZM16 84V83H15ZM87 84V83H86ZM109 84V83H108ZM146 84V83H145ZM152 84V85H153ZM187 84V85H188ZM248 84V83H247ZM12 85V84H11ZM148 85V82H147V84H146V86ZM155 85V84H154ZM165 85V87H162V89H164V91H166L165 93L163 92L162 94H164V95H161V99H163V98H165V100L163 101L162 100V103L163 104H165L164 102H166V105H164V108L165 107H167L166 108V110L168 109V110H170V111H172V110H176L177 109V107H176V109H174L175 108V102H176V100H177V103L178 102H180L179 100H178V96H177V98H175V94L174 93H176V89H175V91H171L172 89H170L169 87L171 86H169V84L168 85H166V84H164ZM178 85V84H177ZM180 85V84H179ZM189 85V88L191 87ZM198 85V86H199ZM214 85V84H213ZM254 85V84H253ZM0 86H1V84H0ZM89 86V85H88ZM160 85H158V88H157V86H154V88L156 87L157 89L156 90H154L153 91V93H152V95H153V97H154V95L156 94L157 95V93H159V94H161V91H160V89H161V87H159ZM167 86H169L168 88L170 89V90H168V88L166 89V87ZM174 86H176L175 84H174ZM185 86V85H184ZM210 87V89H208L207 87ZM220 86V85H219ZM100 87H103V86H100ZM224 87V86H223ZM236 87H239V86H236ZM262 87H264V85L263 86H261L260 88L262 89ZM147 88H150V87H148L147 86ZM171 88H172V86H171ZM177 88V87H176ZM179 88V87H178ZM185 88H187V89H185ZM185 88H184V90H187L188 91V87H186L185 86ZM235 88V87H234ZM166 89V90H165ZM195 89V90H194ZM208 89V90H207ZM215 89H217V88H215ZM214 89V90H215ZM236 89V88H235ZM238 89V88H237ZM237 89H236V91H237ZM258 89V88H257ZM260 89V90H261ZM168 90V91H167ZM211 90V91H210ZM226 90V89H225ZM240 90V89H239ZM130 91V90H129ZM152 91V90H151ZM216 92H217V90H215ZM215 91L214 92H212V93H214L215 94ZM132 92V91H131ZM168 92V94L170 93V95H171V93H173L174 94V96H173V98H175V99H173L172 97H170L168 94L166 95V93ZM189 92V91H188ZM238 92V91H237ZM259 92V91H258ZM127 93H130V92H127ZM136 93H139V92H137L136 91ZM181 93V92H180ZM183 93H185V91L183 92ZM220 93V92H219ZM242 93V92H241ZM260 93V92H259ZM151 94V93H150ZM182 94V93H181ZM186 94V93H185ZM217 94V93H216ZM215 94V95H216ZM228 94V93H227ZM237 94H239V93H237ZM243 94V93H242ZM239 94V96H241V98H243L242 96H245V97H247L245 94ZM262 94H264V93H262ZM90 95V94H89ZM131 95V94H130ZM134 95L136 96V94L134 93ZM138 95V94H137ZM179 95V94H178ZM189 96H190V94H188ZM85 96V95H84ZM134 96V97H135ZM140 96V94L138 95V97ZM163 96V97H162ZM217 96V98L215 99V101H216V104L217 103H220V101L222 100V98H221V100L219 101L218 100V94L216 95ZM215 96V97H216ZM259 96H261V94L259 95ZM88 97V96H87ZM131 97H132V95H131ZM137 97V96H136ZM152 97V96H151ZM155 97H157V96H155ZM169 97V98H168ZM182 97V96H181ZM181 97H179V98H181ZM193 97V98H194ZM223 97V96H222ZM167 98V99H166ZM192 98V97H191ZM191 98H187V97H185V98H182V99H185V100H187V99H189L190 101L192 100ZM127 99V98H126ZM136 99V101L134 102V103H136L137 102V100L139 99H137V98H135ZM141 99V98H140ZM172 99V101H169V100H171ZM181 99V100H182ZM201 99H199V100H201ZM209 99H211V98H209ZM214 99V98H213ZM166 100H168L169 102H170V104L169 103H167V101ZM198 100V99H197ZM242 100V99H241ZM128 101H129V99L127 100V102L126 103H128ZM173 101H175L174 103L175 104H173ZM194 101H196V98H194ZM219 101V102H218ZM264 101V100H263ZM141 102V101H140ZM139 102V103H140ZM182 102L184 103V101L182 100ZM182 102H181V104H182ZM189 102V101H188ZM193 102V101H192ZM226 102V101H225ZM224 102V105L226 104ZM68 103H70V102H68ZM133 103V104H134ZM139 103L138 104H136V106H139ZM162 103H161V105H162ZM171 103L173 104L171 107H174V108H169L168 106H170L171 105ZM228 103V102H227ZM248 103V102H247ZM259 103V102H258ZM167 104H168V106H167ZM126 105H129V104H126ZM179 105H180V103H179ZM227 105V104H226ZM232 105V104H231ZM248 105V104H247ZM261 105H263V103L261 104ZM68 106H70V105H68ZM71 106H72V104H71ZM70 106V107H71ZM90 106V105H89ZM133 106H135V104L133 105ZM157 106V105H156ZM160 106V105H159ZM218 106H221V104H219V105H217V108H218ZM228 107L230 106V105H227ZM96 107V106H95ZM109 107H112V104H111V106H109ZM128 107V106H127ZM140 107V106H139ZM226 107V106H225ZM224 106H223V108H225ZM241 108H242V106H240ZM245 107V106H244ZM243 107V108H244ZM261 107V106H260ZM130 108V107H129ZM128 108V109H129ZM142 108V107H141ZM156 107H153V109H150V107H149V112L148 113H150V117H152L153 115H152V111L151 110H154ZM157 108H158V106H157ZM161 108H163L162 106H161ZM160 108V109H161ZM222 108V107H221ZM223 108L220 110L221 112H223ZM230 108V107H229ZM99 109H101L100 107H98V109L97 110H99ZM109 109V108H108ZM111 109V108H110ZM110 109H109V111H110ZM112 109H114L113 107H112ZM111 109V110H112ZM147 109H148V107H147ZM238 110H239V107L237 108ZM103 110V109H102ZM136 110V109H135ZM138 110H142V109H139L138 108ZM168 110L167 111H165L164 113H167L168 112ZM184 110V109H183ZM218 110V109H217ZM226 110H227V107H226ZM241 110V109H240ZM243 110V109H242ZM244 110H246V109H244ZM100 111V110H99ZM161 111H162V109H161ZM232 111H234V110H230V111H228V114L231 112L232 113ZM100 112H102V111H100ZM108 112V111H107ZM111 112V111H110ZM139 112V111H138ZM145 112V111H144ZM146 112V113H147ZM157 113V111H156V109H155V111H154V116L156 117V113ZM173 112L174 111H172L171 112V114H173ZM217 112V111H216ZM224 112H225V115L227 114V111H225V109H224ZM223 112V113H224ZM235 112V111H234ZM239 112V111H238ZM255 112V111H254ZM261 112V113H260ZM260 112H257V115H259V113L262 115L263 114V112L262 111H260ZM133 113H135V112H133ZM160 113V111L158 110V114ZM215 113V110H214V112H213V114ZM218 113V112H217ZM128 114L131 116V114L129 113V111H128ZM168 114H169V112L166 114L167 116H168ZM227 114V115H228ZM233 114V113H232ZM152 115V116H151ZM160 115V114H159ZM216 115V114H215ZM219 115V114H218ZM226 115V116H227ZM254 115V114H253ZM260 115V116H261ZM264 115V114H263ZM148 116V115H147ZM220 116L221 115H219V119H220ZM158 118H159V116H157ZM168 117H171V115H169ZM167 117V118H168ZM225 117V116H224ZM228 117H231V116H227L226 118H228ZM252 117H254V118H256V116L254 115V116H252ZM219 119H217L216 120V117H215V119L214 120H216V121H214V122H217V123H219V125H221L222 123H224L223 124V126H226L227 128H229V127H231V126H228L229 124H227V123H225V121L223 122L222 120H219ZM228 119H230V118H228ZM257 119V118H256ZM161 120V119H160ZM263 120V123H264V118L262 119ZM192 121V120H191ZM222 123H221V122ZM231 121V120H230ZM254 121V124H257L258 125V127H260L259 129L258 128H256V127H254L252 130H254V132H256V133H254V135L256 136V134H257V136L255 137L253 134V136L255 137L254 139H252L253 138V136H252V138L250 137V139L248 138V139H246V137L248 136V134L246 133V137H245V142H250L251 140V143H255L258 139H257V137L258 138H261V137H263L264 136V134H263V136H262V133H264V131L263 132H261L264 128V125H262V126H259V124L255 121V119L253 120ZM257 121H259V119L257 120ZM162 122V121H161ZM187 122V121H186ZM226 122H227V120H226ZM196 122L194 121L191 125H193L192 127H194L195 126V128L193 129L192 127H190L189 125H188V123H187V126H189L190 128H192V129H190V131L191 132H193V131H196V133L198 132L199 133V131L197 130V126H198V124L196 123V125H194ZM221 123V124H220ZM229 123V122H228ZM253 123V122H252ZM259 123H261V120L259 121ZM150 125V124H149ZM160 124H159V122H158V126H159ZM230 125H231V123H230ZM240 125V124H239ZM153 126V125H152ZM222 125L221 126H219V128H221V127H223ZM200 127V126H199ZM226 127H224V129H226ZM240 127V126H239ZM238 127V128H239ZM242 127V126H241ZM240 127V128H241ZM261 127L263 128V129H261ZM151 128V127H150ZM160 128H161V126H160ZM235 128V127H234ZM233 128V129H234ZM239 128V129H240ZM196 129V130H195ZM199 129V128H198ZM223 129V128H222ZM222 129H219V130H221V132L222 131H225L224 129L222 130ZM230 129H232V128H230ZM230 129H228L227 131H226V133L228 132H230L229 130ZM241 129H243V128H241ZM199 130H201V128L199 129ZM235 130V129H234ZM233 130V131H234ZM245 130H247V129H245ZM256 130H259V131H256ZM155 131V130H154ZM201 132H202V130H201ZM232 132V131H231ZM237 132V131H236ZM247 132H248V130H247ZM250 132H253V131H250ZM257 132H260V133H257ZM195 133V132H194ZM193 133V134H194ZM197 133V134H198ZM240 133V132H239ZM140 134V133H139ZM196 134V135H197ZM223 134H224V132H223ZM230 134V133H229ZM231 134H233V133H231ZM200 135V134H199ZM226 135H228V134H226ZM236 135H240V137H242V139L239 141V138L237 139H235V137H234V139H231V138H229V140L231 139L232 141L234 140V142L235 143H237V141H238V144L240 145V144H244L245 142H244V139H243V137L245 136L244 134L242 135V133H240V134H238V133H236ZM260 137H259V136ZM127 136V135H126ZM233 136H235V132H234V135ZM250 136V135H249ZM248 136V137H249ZM127 137H130V136H127ZM227 137H229V136H227ZM128 139V138H127ZM243 140V141H242ZM255 140V141H254ZM262 140H263V138H261V140L259 139L256 143H260L261 145H263L262 144ZM124 142L126 141V140H123ZM203 141V140H202ZM264 141V140H263ZM102 142H103V140H102ZM118 142V141H117ZM241 142V143H240ZM129 144H130V146L132 145L130 142H128ZM125 144V143H123L124 145V147L123 148H125V149H127V148H129V144ZM264 143V142H263ZM110 144V143H109ZM135 144V143H134ZM223 144V143H222ZM221 144V146H223V147H220V145H218L216 148H218V147H220V148H222L226 153H228L229 155H231V151L228 149V147L226 146H224V144L222 145ZM237 144V145H238ZM247 144V143H246ZM257 144V146H259ZM113 145H114V143H113ZM122 145V144H121ZM126 145H127V147H126ZM217 145V144H216ZM260 145V146H261ZM111 146V145H110ZM201 146H204V145H201ZM201 146H199V147H197L198 149L201 147ZM206 146V145H205ZM248 146V145H247ZM112 147V146H111ZM111 147H109V148H111ZM106 149H107V147H106ZM122 149V148H121ZM206 149H207V147H206ZM210 149V148H209ZM212 149H213V146H212ZM219 149V148H218ZM128 150V149H127ZM202 150V149H201ZM205 150V149H204ZM204 150H202L203 151V153H204ZM197 151H199L200 153H201V151L200 150H197ZM196 151V152H197ZM214 151H215V149H214ZM126 152V151H125ZM195 154V153H194ZM219 155H221V157H225V156H229V155H222L221 153H218ZM196 155V154H195ZM201 155V154H200ZM203 155V154H202ZM230 158H231V156H230ZM230 158H228L227 160H230ZM232 159V158H231ZM234 162V161H233ZM229 164H230V162H228ZM252 164V163H251ZM230 165H233V164H230ZM258 165V164H257ZM251 166V165H250ZM253 166V165H252ZM253 167H251V169H252ZM261 168V167H260ZM260 168H258V169H260ZM239 169V168H238ZM257 169V170H258ZM249 172V171H248ZM82 173V172H81ZM182 174V173H181ZM81 177V176H80ZM84 177V176H83ZM158 177V176H157ZM164 177V176H163ZM173 178V177H172ZM171 177H166L165 179H163V180H158V181H156L155 182V186H156V188H157V195H156V197H155V200H154V205L156 206V208L158 209V210H163V208L162 207H159L157 204H160V205H164V204H166V203H168L169 204V206H173L176 210H175V212L179 215V220H178V222L176 223V227H177V229L179 230V232H178V237H179V239L182 241V240H184L185 241V243H183V245H182V250H179V249H176V250H174V251H169V250H167L166 249V246H167V244H170V243H174L173 241H171V239H170V237L169 238H167L166 239V242H164L163 243V245H161V246H155L154 247V249H152L151 251H150V254L147 256V259L145 260V263H142V264H210V263H217V262H220L221 260H223L224 258H226L225 257V255H226V253L228 252H231V254H232V252L240 245L239 243H241V242H239L238 243V246L235 248V246H231L230 244L229 245H224V244H222V242L219 244V240H228L229 238H230V240H234V237H231L232 236V232H230L229 230H228V228H226V230H223V228H224V223H226L225 221L227 220L226 218H227V216H226V209H227V207H226V204L224 205V204H221L220 203V200H219V203H217L218 205H212V204H208V202H204L205 200H204V198H202V199H194V197L192 196V193H191V191H189L188 189H186L187 191H188V194H186V196H184V194L182 195V192H184V190L181 188V186H180V184H178V182L177 183H175V179H172ZM159 179V178H158ZM76 180V179H75ZM83 180V179H82ZM19 182V181H18ZM24 182V181H23ZM75 182V181H74ZM181 182V181H180ZM76 183V182H75ZM183 184V183H182ZM33 185V184H32ZM40 185V184H39ZM39 187V186H38ZM34 188V187H33ZM56 188V187H55ZM54 188V189H55ZM59 188V187H58ZM53 189V188H52ZM44 190V189H43ZM61 190V189H60ZM69 190V189H68ZM54 192H56L55 190H53ZM73 191V190H72ZM80 193V192H79ZM206 193V192H205ZM204 193V194H205ZM5 194V193H4ZM36 196V195H35ZM195 196V195H194ZM204 196H207V197H205V198H208V195L207 194H205ZM217 196V195H216ZM10 197H12V196H10ZM72 197V196H71ZM122 197V196H121ZM28 198V197H27ZM5 199H6V197L4 198H2V199H0V206L2 207V205L3 204H5L6 202H8V203H10L11 204V198L9 199V196L7 197V199H9L8 201H5ZM5 201V202H4ZM10 201V202H9ZM13 201V200H12ZM15 201V200H14ZM207 201V200H206ZM4 202V203H3ZM214 202H218V198L217 197H215V199H214ZM225 202V201H224ZM7 203V204H8ZM63 203V202H62ZM211 203V202H210ZM13 204V203H12ZM216 204V203H215ZM6 205V204H5ZM4 206V205H3ZM166 206V205H165ZM24 207V206H23ZM113 207H115V202H109L108 203V205H107V209H110L111 211L113 210ZM100 214V213H99ZM121 214V213H120ZM98 215V214H97ZM35 216V215H34ZM36 217H37V215H36ZM40 218V217H39ZM43 218V217H42ZM111 218L113 219L112 220V225H111V227L108 229V230H105V229H101V228H98V227H96L95 225H93V219H94V216H92V217H87V218H85V219H83V220H77V221H75V222H71V223H69L67 226H66V228H65V230L62 232V231H59V232H54V233H50L49 235H47V236H44V235H39V236H35L33 239H31V240H29L28 241V245L26 246V247H21L20 245H18V244H7L5 247H3V248H1L0 249V258L2 257L4 260H2V261H4V262H2L1 261V263H4V264H20V263H22L23 262V260H25L24 261V263L26 262L27 264H50V262H49V260L47 259V255L48 254H50L51 252H53L56 248H60L61 249V251L63 252V254H65L66 255V257L69 259V261H68V263H66V264H89L86 260H85V258L86 257H84V252H83V250L81 251V250H79L78 249V247H77V244H79V242H81V241H83V240H91V241H95V242H99V241H103V244H105L104 246H107L108 244H112V238L113 237H119L120 235H119V231L120 230H122L123 228H124V226H125V220H124V218L121 216V215H119L118 213H116V212H114V215L113 216H111ZM36 219V218H35ZM29 221H31V220H29ZM32 221H34V220H32ZM25 223H26V221H24ZM38 222V221H37ZM203 222H206L205 223V227H209V228H211L212 230H213V232L208 236V233H207V237H205V239L203 238L204 236L202 235L203 233H200V231L198 230V228H200L201 227V224L203 223ZM204 224V223H203ZM228 224V223H227ZM204 226H202V227H204ZM227 226V225H226ZM201 227V228H202ZM232 228V227H231ZM233 229V228H232ZM237 238V237H236ZM245 239V238H244ZM117 241V240H116ZM115 241V242H116ZM205 241V242H204ZM218 241V243L216 244L215 242H217ZM253 241V240H252ZM252 241H243V243H241V244H243V245H240V246H242V248L243 249H245L246 250V248H247V250H249L251 247H249L248 248V246H250V245H252V244H254L256 241H255V239H254V241H253V243H251ZM120 242V241H119ZM204 242V243H203ZM224 242V241H223ZM234 242L235 241H233V244H234ZM261 242V241H260ZM213 243H215L214 245H213ZM236 243V242H235ZM232 244V243H231ZM235 245V244H234ZM236 245H237V243H236ZM103 246V247H104ZM119 246V245H118ZM117 246V247H118ZM245 248H244V247ZM253 246V245H252ZM121 247V246H120ZM119 247V248H120ZM225 247V248H224ZM136 248V245H135V247L134 246H129L128 247V249H130V250H134ZM239 249V248H238ZM236 251V250H235ZM234 251V252H235ZM238 251V250H237ZM192 253V254H188V253ZM233 252V253H234ZM236 253V252H235ZM230 254V253H229ZM230 254V255H231ZM227 256H228V254H227ZM1 258V259H2ZM24 263H22V264H24ZM119 264H125V261H121Z\"/></svg>",
	"mask_w": 264,
	"mask_h": 264
},
{
	"label": "built area",
	"instance_id": "2783aa9c",
	"mask_svg": "<svg viewBox=\"0 0 264 264\" xmlns=\"http://www.w3.org/2000/svg\"><path fill=\"white\" fill-rule=\"evenodd\" d=\"M160 156L158 151L154 147H141L134 154L132 162L134 168L143 167L150 168V165L156 168V160ZM154 170V169H152ZM145 214L141 211L139 205H131L129 209V215L127 220H129L128 230L126 231L125 238H132L135 236L136 230L139 228V223L144 222ZM136 248L134 250L124 247L119 249L113 247L108 251L102 250L93 252L88 255V261L91 264H119L120 261L124 260L126 264H141L149 252L154 249L156 245V240L151 235V232H141L139 231L136 237Z\"/></svg>",
	"mask_w": 264,
	"mask_h": 264
},
{
	"label": "crops",
	"instance_id": "0c3cea01",
	"mask_svg": "<svg viewBox=\"0 0 264 264\" xmlns=\"http://www.w3.org/2000/svg\"><path fill=\"white\" fill-rule=\"evenodd\" d=\"M169 220L164 218H151L150 219V232L153 238L156 240V245L161 246L165 242L168 236Z\"/></svg>",
	"mask_w": 264,
	"mask_h": 264
}]
</instances>
